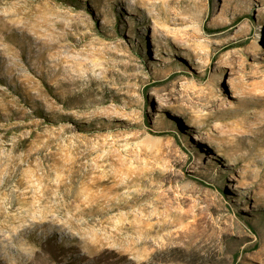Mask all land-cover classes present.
Instances as JSON below:
<instances>
[{"label": "rangeland", "instance_id": "1", "mask_svg": "<svg viewBox=\"0 0 264 264\" xmlns=\"http://www.w3.org/2000/svg\"><path fill=\"white\" fill-rule=\"evenodd\" d=\"M0 264H264V0H0Z\"/></svg>", "mask_w": 264, "mask_h": 264}]
</instances>
